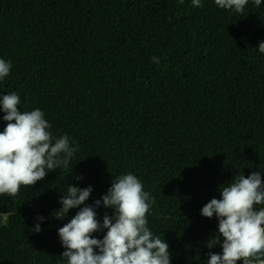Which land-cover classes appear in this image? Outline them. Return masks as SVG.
<instances>
[{"label":"trees","instance_id":"trees-1","mask_svg":"<svg viewBox=\"0 0 264 264\" xmlns=\"http://www.w3.org/2000/svg\"><path fill=\"white\" fill-rule=\"evenodd\" d=\"M202 5L0 0V59L12 65L0 97L15 92L19 110L41 109L53 136L77 149L67 168L0 195V264H67L58 229L84 206L101 224L114 216L94 201L128 173L154 198L147 226L169 245L171 264L222 252L206 246L218 220L202 207L240 174L264 180V0L243 13ZM69 185L93 191L56 218Z\"/></svg>","mask_w":264,"mask_h":264},{"label":"clouds","instance_id":"clouds-1","mask_svg":"<svg viewBox=\"0 0 264 264\" xmlns=\"http://www.w3.org/2000/svg\"><path fill=\"white\" fill-rule=\"evenodd\" d=\"M183 3V0H179ZM194 7H202V0H191ZM249 0H215L221 9L243 13ZM262 0H254L260 6ZM258 50L264 53V41ZM152 62L160 63L153 56ZM10 61L0 59V80L11 71ZM21 98L15 92L0 97V109L6 123L0 131V195L15 197L21 186H33L49 171L67 168L77 150L67 134L58 138L50 131L51 125L44 112L36 108L21 111ZM77 180L82 176H77ZM93 191L91 186L79 188L69 185L67 195L59 201L62 207L56 218L67 215L70 209L85 204ZM221 198H212L201 209L207 218L215 216L218 232L206 246L217 245L221 253L210 252L207 264H264V180L254 171L243 174L226 187H220ZM114 209V216L105 214L103 223L97 220L93 206H84L64 226L58 229L62 257L67 264H171L169 245L150 231L147 215L154 198L144 191L142 182L132 173L115 178L107 194L94 201L95 207ZM43 221L44 217H39ZM61 219V218H59ZM106 230L103 239L93 233ZM34 231H41L37 224ZM98 250V251H97Z\"/></svg>","mask_w":264,"mask_h":264}]
</instances>
